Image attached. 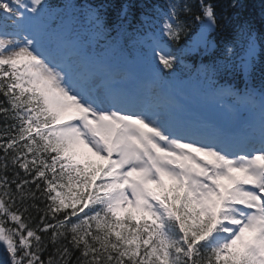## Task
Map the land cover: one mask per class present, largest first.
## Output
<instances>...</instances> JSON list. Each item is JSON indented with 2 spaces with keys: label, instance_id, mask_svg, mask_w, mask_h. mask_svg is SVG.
Listing matches in <instances>:
<instances>
[{
  "label": "snow or ice",
  "instance_id": "obj_1",
  "mask_svg": "<svg viewBox=\"0 0 264 264\" xmlns=\"http://www.w3.org/2000/svg\"><path fill=\"white\" fill-rule=\"evenodd\" d=\"M218 3L0 0V264H264L260 46Z\"/></svg>",
  "mask_w": 264,
  "mask_h": 264
},
{
  "label": "trees",
  "instance_id": "obj_2",
  "mask_svg": "<svg viewBox=\"0 0 264 264\" xmlns=\"http://www.w3.org/2000/svg\"><path fill=\"white\" fill-rule=\"evenodd\" d=\"M91 2L94 3H111L114 5L113 8H110L108 11V15L110 18H114L116 15V12L119 11L120 7L124 3H131L134 5L132 8L133 13L136 17H139L140 13L143 11V9L139 6L142 3H148L149 5L153 0H91ZM226 2V0H219L217 10L219 11V8L223 6V4ZM241 7L237 9L239 12V18L240 22H248L252 28V30L257 34L259 38L264 39V0H240ZM257 14L259 18H261V21L254 23L251 21V19H254L255 15ZM216 40L218 37H214ZM259 68H264V54H263V64L259 65ZM264 75V72H262ZM4 255L3 250L0 249V258H2Z\"/></svg>",
  "mask_w": 264,
  "mask_h": 264
}]
</instances>
